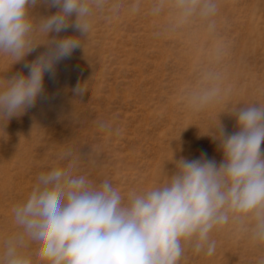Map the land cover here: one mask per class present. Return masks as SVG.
I'll list each match as a JSON object with an SVG mask.
<instances>
[{
	"label": "rangeland",
	"instance_id": "obj_1",
	"mask_svg": "<svg viewBox=\"0 0 264 264\" xmlns=\"http://www.w3.org/2000/svg\"><path fill=\"white\" fill-rule=\"evenodd\" d=\"M211 3L214 12L202 16L185 15L177 0H89L82 47L45 75L34 107L0 120V264L22 232L13 210L41 173L74 163L76 174L94 186L109 181L126 201L166 183L175 160H222L217 125L231 133L233 108L264 105V0ZM54 11L39 5L30 15L38 22ZM35 39L39 47L21 63L0 55V84L27 74L24 64L45 50L46 38ZM252 223L230 219L211 233L212 255L186 244L179 264H264ZM34 248L25 236L21 251Z\"/></svg>",
	"mask_w": 264,
	"mask_h": 264
},
{
	"label": "clouds",
	"instance_id": "obj_2",
	"mask_svg": "<svg viewBox=\"0 0 264 264\" xmlns=\"http://www.w3.org/2000/svg\"><path fill=\"white\" fill-rule=\"evenodd\" d=\"M177 2L185 15L215 9L211 0ZM39 5L55 11L35 22L30 13ZM89 14V0H0V55L12 65L36 51L37 33L46 38L45 50L24 64L27 74L0 84V120L24 114L44 96L45 75L54 77L56 65L82 47ZM69 28L79 35H59ZM231 114L236 130L218 124L211 134L219 163L205 155L175 160L166 183L126 201L109 181L94 186L76 174L74 163L41 173L13 210L22 232L6 244L4 264H179L186 244L212 255L211 233L230 219H251L252 239L264 243V105H238ZM25 236L35 244L32 254L21 251Z\"/></svg>",
	"mask_w": 264,
	"mask_h": 264
},
{
	"label": "bare ground",
	"instance_id": "obj_3",
	"mask_svg": "<svg viewBox=\"0 0 264 264\" xmlns=\"http://www.w3.org/2000/svg\"><path fill=\"white\" fill-rule=\"evenodd\" d=\"M255 31V30H254ZM251 32V31H250Z\"/></svg>",
	"mask_w": 264,
	"mask_h": 264
}]
</instances>
